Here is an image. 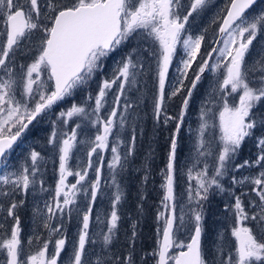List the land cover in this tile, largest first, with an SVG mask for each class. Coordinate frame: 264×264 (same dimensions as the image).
<instances>
[{
    "label": "snow or ice",
    "instance_id": "6c2138e0",
    "mask_svg": "<svg viewBox=\"0 0 264 264\" xmlns=\"http://www.w3.org/2000/svg\"><path fill=\"white\" fill-rule=\"evenodd\" d=\"M207 0H190L185 6L184 0H0V70L8 79L0 81V191L5 200L0 201V210L4 215L0 219V251L4 253V264H58L61 253L65 251L68 237L64 229L65 220L73 218L76 212L79 230L71 245L68 264H92L88 258L86 246L94 243L90 237V225L93 218V206L101 190V176L104 166L103 153L110 148V138L114 130L122 128L127 122L124 115L131 103L121 105L126 86L137 82L138 74L145 70L144 59H151L154 67L153 118L157 123L174 124L169 139L167 163L162 172L165 194L161 200L162 210H158L157 220L162 226L157 228L159 242L151 253L156 264H209L201 246L203 235V208L210 190L215 186L225 191L221 180L233 170L256 168L253 176L237 178L231 176L232 185H244L245 181L256 198L249 203L252 212L246 210V193L235 195L234 203L226 206L233 213L235 225L230 236L234 241L220 237L217 249L218 264H264V135L257 137L259 153L254 160H244L233 164L242 142L251 137L254 129L264 132V112L259 106L264 105V72L257 77H250L246 56L252 50L253 42L260 33H264V11L259 15L253 10L257 0H228L219 26L217 41L222 47H212L201 57V47L205 40L203 34L193 36L187 32L186 25L193 14H198L206 6ZM250 10H253L250 12ZM142 36L148 43L147 48H132L114 68L110 78L100 80L95 95L89 94L87 100L92 105L72 104L69 110L59 113L61 125L67 124L73 117L89 118L96 128L94 138L81 142L86 146V159L82 167L73 171L69 162L78 147V132L81 124L77 123L70 132L58 134L53 129L48 143L58 152V180L51 200L45 201L43 227L48 236L35 253H25L20 238L21 227L18 209L24 203L17 201V194L27 195L37 186L47 191L42 178L41 152L31 149L24 164L15 171H10V155L14 146L28 130L29 125L38 117L48 113L53 106L66 98L72 97L77 90L87 87L94 77L102 75L104 61L118 48ZM29 39L38 41L33 50L32 62L19 65L22 75L17 81L13 78L14 60L18 49ZM183 49V56L177 59V48ZM212 53H218L223 60V79L219 90L232 95L240 93L238 103L230 106L226 96L221 97L223 107L219 111L218 141L205 139V133L217 125L209 124L202 111V123L198 129L193 166L187 168L186 195L190 205L189 218L185 221L183 208L177 212L176 185L180 177L181 166L178 163V139L185 123L193 91L201 82L207 70L219 71L221 63L209 65ZM198 58L200 63L197 64ZM193 65H196L194 68ZM175 71L176 76L171 73ZM189 73H192L191 79ZM187 82V83H186ZM117 94L106 115H101L107 103L106 97L113 87ZM20 89V99L16 98ZM181 97L179 111L169 114V102ZM91 108V111H88ZM256 109V111H253ZM55 124V122H54ZM136 136L131 137L127 156L134 151ZM119 143H123L120 141ZM216 144L212 174H209L207 157L213 155ZM112 159L108 167L115 173L123 168L119 145L111 146ZM97 158L94 168L93 157ZM204 158L201 167L196 165ZM95 175L89 180V170ZM75 177L74 183L68 178ZM147 176H145V181ZM193 181L195 182L193 184ZM87 183L90 191L85 189ZM116 193L111 200V212L107 234L103 235L105 246L112 243L114 230L121 217L117 206L121 203L122 193L115 176L112 179ZM86 192L87 202L81 208L78 196ZM259 209L256 212L255 209ZM9 218L11 223L6 228ZM52 221H56L55 224ZM252 222L256 230L245 222ZM190 225V226H189ZM135 228V225H133ZM181 229H186L187 242L178 238ZM53 237H58L53 239ZM136 232L131 233L127 255L118 258L119 264H137L134 255ZM40 243V237H35ZM32 244V239L27 241ZM52 251L49 253V245ZM95 255V253H93ZM96 264H113L97 259Z\"/></svg>",
    "mask_w": 264,
    "mask_h": 264
},
{
    "label": "rangeland",
    "instance_id": "374dc122",
    "mask_svg": "<svg viewBox=\"0 0 264 264\" xmlns=\"http://www.w3.org/2000/svg\"><path fill=\"white\" fill-rule=\"evenodd\" d=\"M190 2V0H184L185 6ZM228 4V0H207L205 8L200 11L198 14H193V17L189 18V23L186 25L187 32L192 34L194 37L200 34L205 36V40L201 47V57L205 56L206 51H211V48L214 44V41L217 36L218 26L221 21V17L224 14V9ZM253 10L257 15L264 11V0H257V4L253 6ZM253 10H250L253 11ZM2 36H0L1 39ZM223 38L221 37L220 40ZM219 40V41H220ZM0 43L1 40H0ZM222 43L217 44L215 47H222ZM38 47V41L29 39L22 44V47L17 50L13 60L14 71L13 78L17 81L20 80L22 71L19 65H27L32 62L33 50ZM147 48L148 43L144 41L142 36H138L133 39L130 43L121 46L114 53H112L104 61V70L102 75H98L89 82L87 87L77 90V92L72 96L61 101L58 105L53 106V108L46 114L37 118L30 126L34 128L37 133L34 137L25 138L31 131V128L24 134L23 142H20V148L14 150L15 153L10 155V164L12 167L10 171H15L21 165L24 164L27 159L31 149H35L41 152V155L44 157L42 162V178L45 182L44 187L47 191H41L39 186L30 189L29 193L25 195L17 194L15 199L17 201L23 200L24 203L18 209V215L20 217V227L21 233L20 238L22 240V247L25 253L33 254L37 248L42 244L43 240L48 236V230L43 227L44 223V213L40 210L44 209L45 201L51 200V194L54 193L55 185L58 180V152L55 147L48 143V138L53 131L54 127L57 130L58 134L62 132H70L77 123L81 124V129H77L78 132V147L74 150L73 158L69 162V166L73 171L78 170L83 166L86 159V146L81 142H85L88 138H94L96 128L92 126L91 120L82 116L73 117L71 120H68L67 124L61 125L58 119L59 113L61 111H67L71 108L72 104L87 106L92 105L93 102L87 100L89 94L95 95L98 90V85L100 80L105 78H110L114 68L117 66L119 61L126 56L132 48ZM183 56V49L178 46L177 48V59L174 60V65L178 63L179 58ZM145 64V70L142 75L138 74L137 82L128 87L126 86L125 95L121 97V105L125 103H131L132 108L128 112L118 113L119 115H124L127 118V122L122 128H117L114 130L113 137L110 138V148L111 146L119 145V149L122 157L125 159L122 161L123 168H117L115 173L108 167L112 159V153L110 148L107 152L103 153L104 166L101 176V190L97 196L95 205L93 206V218L90 225V237L94 243L86 246L89 260L92 261V264H96L97 259H103L107 261L108 259L113 260V264H119L118 258L121 256L127 255V248L129 245V240L131 234L129 233H120L118 231L119 227L114 230V236L112 243L105 246L103 243V235L107 234V227L109 226V217L111 212V200L116 193V187L112 183L113 176L117 183L120 186L121 193L123 192L120 178L123 174L122 171L126 169H131L133 171H138L140 169V162L142 161L144 155L141 153L143 151L141 140L146 137H149L148 127L142 126V116L143 113H146V99L150 104L148 106L152 107L150 110H153V93L154 88V72L151 70V67H154L151 59H144L141 57ZM198 58L197 64L200 63ZM217 62L221 63V68L219 71L213 72L207 70L201 82L197 85V88L193 91L192 99L189 103V108L185 116V123L181 128L180 134L188 136L187 147L183 148L180 153L179 148L184 145H178V163L181 166L180 177L176 185V198H177V212L180 213L181 208H183L185 215V221H188L189 218V208L194 207L190 205L187 200L186 189H187V177L185 175L187 168L193 166V162L196 160V152L194 145L196 144L198 138V129L201 120L202 111L207 112L208 115L205 116V119L208 120L209 124H215L217 127L210 128L208 132L205 133V139L215 138L218 141L219 138V111L222 110L223 103L221 97L226 96V93L219 90V84L223 79L222 73L224 72L223 60L219 57L218 53H212V58L209 60V65L214 66ZM246 64L248 65V71L250 77H257L261 72H264V33H260L257 36V40L253 42L252 50L248 56H246ZM151 66V67H150ZM195 68L196 65H193ZM172 77L176 76L175 71L171 73ZM192 73H189V78L191 79ZM3 70H0V81L8 79ZM187 83V82H186ZM117 94V88L114 86L112 90L108 93L106 97L107 103L105 104L104 109L101 110V115H106L108 111L111 110L112 103L114 101L115 95ZM240 93H233L232 95H227V102L230 106L238 103V97ZM16 98L20 99V89H17ZM181 97H176L173 101L169 102V114H176L179 111ZM259 110L264 112V105L259 106ZM88 111H91V108H88ZM148 111V110H147ZM253 111H256L254 109ZM155 120V119H154ZM55 122V124H54ZM171 126L174 127L173 123ZM168 124V125H169ZM163 125V124H162ZM166 125V126H168ZM254 134L251 137H246L242 142L238 153L235 155L233 164L242 163L244 160H254L259 153V147L257 145V137L264 135L260 129H254ZM135 134V146L134 151L131 156H127V151L130 146L131 137ZM123 141V143H119ZM150 143L153 146V138H150ZM216 144H213V155L208 156L207 163L209 164V174H212V165L214 162L215 148ZM17 148V147H16ZM15 148V149H16ZM13 151V152H14ZM204 163V158H200V163L196 165L197 170ZM97 164V158L93 157V166L95 168ZM165 169V168H164ZM258 169L256 168H243L239 170H233L228 172V174L221 180L225 191L221 192L219 189H216L213 186V189L210 190L209 198L204 202L203 208V235L201 238L202 250L205 254V259L209 264H218L217 249L221 244L220 237L224 236L228 241H234V237L230 236L231 228L236 226L233 218V213L226 208V206L234 203L232 192L235 195H240L242 192L246 193L247 196H242V199L245 200L246 210L251 214L252 209L249 207L250 201L256 198L255 193L250 190V187L245 181L244 185H232L231 176H236L237 178L249 177L256 175ZM4 174V169L0 167V175ZM95 175L94 169L89 170L88 178L89 180L93 179ZM69 183L75 182V177L68 178ZM164 178L162 184L164 183ZM140 188L142 190V195L145 190L148 191L149 184L148 180L145 181V176L142 175L138 181ZM195 182L193 181V184ZM134 186H136V194L140 193L137 183L134 181ZM85 189L90 191L87 183L85 184ZM163 196H164V188ZM232 189V192L228 191ZM3 190V186H0V191ZM135 202H137V198ZM162 196V199H163ZM86 192H81L77 200L81 208L87 202ZM149 199V198H147ZM143 201L142 205H146L148 200ZM5 200V198L0 195V201ZM137 205V203H136ZM118 207V206H117ZM162 210V204L161 208ZM138 211V210H137ZM256 212H259V209H255ZM142 213L141 211H138ZM4 213L0 210V219H2ZM11 223L9 218L8 223L5 227H8V224ZM53 224L56 221H52ZM157 228L162 226V222L157 220ZM248 226L253 227L254 231L256 230V225L252 222H245ZM119 226V225H118ZM190 226V225H189ZM79 230V222L76 215V212H73V218L65 220L64 229L62 231L66 232L68 237V242L65 246V251L61 253L60 262L58 264H68V255L71 254V245L73 240L76 238L77 232ZM36 236H39L40 243L35 239ZM58 237H53V239ZM178 238L187 242V232L186 229H181L178 233ZM32 239V244L29 245L27 241ZM159 242V237H158ZM52 251V245H49V253ZM95 253V255H93ZM0 264H4V253L0 251ZM156 264V261H155Z\"/></svg>",
    "mask_w": 264,
    "mask_h": 264
},
{
    "label": "trees",
    "instance_id": "16d2710c",
    "mask_svg": "<svg viewBox=\"0 0 264 264\" xmlns=\"http://www.w3.org/2000/svg\"><path fill=\"white\" fill-rule=\"evenodd\" d=\"M150 104L146 99V106L144 107L146 113L142 116V126L148 127L149 137H144L141 140V145L143 151L141 152L144 157L140 162V169L138 171H133L131 169H126L123 172L120 182L123 189L121 203L118 205V214L121 219L118 222V231L120 233H129L133 231L136 232L135 244H134V255L137 264H155V258L151 253L156 249L158 244L157 235V215L158 210L161 208V200L163 196V189L161 187L163 181L162 172L167 163V153L169 146V139L174 127L169 124L168 126L157 123L153 118L152 107L148 106ZM153 105V104H152ZM148 110V111H147ZM34 122V121H33ZM31 128L30 133L25 137H34L37 135L34 128L29 125L28 130ZM26 130V132L28 131ZM25 132V133H26ZM24 133V134H25ZM153 138V146L150 143V138ZM24 135L21 140L23 142ZM188 136L179 135L178 145H184L179 148L181 150L187 147ZM14 146V150L20 148ZM16 148V149H15ZM12 153H15L12 152ZM12 159V158H10ZM12 160H10L11 162ZM142 175L147 176L149 189L145 190L142 195V190L138 181ZM134 181L137 183L140 189L139 196L136 194V186H134ZM137 202H135L136 197ZM149 198V199H147ZM148 200L146 205H142L143 201ZM137 203V205H136ZM142 213H139L138 211ZM135 225V228H133ZM131 237V236H130ZM130 241V240H129ZM129 245L127 248V252Z\"/></svg>",
    "mask_w": 264,
    "mask_h": 264
},
{
    "label": "water",
    "instance_id": "95a60500",
    "mask_svg": "<svg viewBox=\"0 0 264 264\" xmlns=\"http://www.w3.org/2000/svg\"><path fill=\"white\" fill-rule=\"evenodd\" d=\"M221 22V21H220ZM220 26V24H219ZM219 26H218V30H219ZM217 30V36H216V39L214 41V44H213V47H215L217 45V41H219L221 39V36L219 35V31ZM164 194H165V190H164Z\"/></svg>",
    "mask_w": 264,
    "mask_h": 264
},
{
    "label": "flooded vegetation",
    "instance_id": "af4514ba",
    "mask_svg": "<svg viewBox=\"0 0 264 264\" xmlns=\"http://www.w3.org/2000/svg\"><path fill=\"white\" fill-rule=\"evenodd\" d=\"M0 24H2V21H0ZM0 40H1V42H3V37H1V39H0Z\"/></svg>",
    "mask_w": 264,
    "mask_h": 264
}]
</instances>
